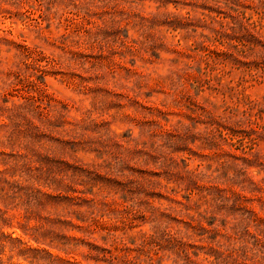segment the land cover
Segmentation results:
<instances>
[{
  "label": "clouds",
  "instance_id": "obj_1",
  "mask_svg": "<svg viewBox=\"0 0 264 264\" xmlns=\"http://www.w3.org/2000/svg\"><path fill=\"white\" fill-rule=\"evenodd\" d=\"M0 264H264V0H0Z\"/></svg>",
  "mask_w": 264,
  "mask_h": 264
}]
</instances>
